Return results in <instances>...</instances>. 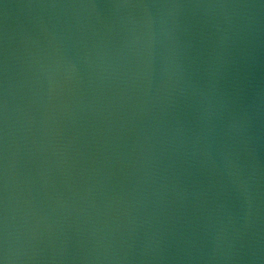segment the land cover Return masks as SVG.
Masks as SVG:
<instances>
[{
  "label": "water",
  "instance_id": "95a60500",
  "mask_svg": "<svg viewBox=\"0 0 264 264\" xmlns=\"http://www.w3.org/2000/svg\"><path fill=\"white\" fill-rule=\"evenodd\" d=\"M5 264H264V0H0Z\"/></svg>",
  "mask_w": 264,
  "mask_h": 264
},
{
  "label": "snow or ice",
  "instance_id": "6c2138e0",
  "mask_svg": "<svg viewBox=\"0 0 264 264\" xmlns=\"http://www.w3.org/2000/svg\"><path fill=\"white\" fill-rule=\"evenodd\" d=\"M0 264H4V261L2 259H0Z\"/></svg>",
  "mask_w": 264,
  "mask_h": 264
},
{
  "label": "clouds",
  "instance_id": "9594fccd",
  "mask_svg": "<svg viewBox=\"0 0 264 264\" xmlns=\"http://www.w3.org/2000/svg\"><path fill=\"white\" fill-rule=\"evenodd\" d=\"M4 264H5V262H4Z\"/></svg>",
  "mask_w": 264,
  "mask_h": 264
}]
</instances>
